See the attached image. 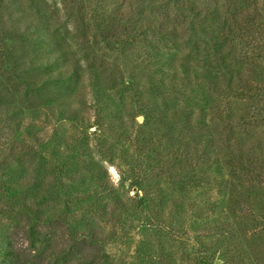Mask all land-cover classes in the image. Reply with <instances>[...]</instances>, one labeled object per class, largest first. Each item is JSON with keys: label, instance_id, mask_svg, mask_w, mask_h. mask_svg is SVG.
<instances>
[{"label": "rangeland", "instance_id": "374dc122", "mask_svg": "<svg viewBox=\"0 0 264 264\" xmlns=\"http://www.w3.org/2000/svg\"><path fill=\"white\" fill-rule=\"evenodd\" d=\"M244 3L247 1L0 0V106L18 105L26 110L27 115L20 129L17 127L20 124L18 120L14 119L17 121L16 124L0 111V118H3L0 122V140L6 142L4 148H0V176H3L4 169L8 166L14 168L18 176L27 175L25 180L42 178L44 184H50L54 182L55 174L36 172L34 165L38 164L35 162L39 161L42 155L53 159L59 186H62V193L65 196L58 202L45 205L46 212L57 210L58 214L59 212L65 214L64 204H67L69 220L59 230L66 231L68 225L69 235L72 232L78 235L87 231L85 227L88 225L96 227L103 238L100 255L103 259L107 255L111 264H149L146 261L147 256H153L155 261L159 259L163 264H195L192 251L201 250L196 241L198 236L204 237V242L212 243L208 246L210 254L214 255L211 264H223V259L220 258L217 250L223 251L224 249L220 248H224L232 241L222 237L219 227L227 223L228 209L232 206L230 199L235 198L234 194L228 192L229 187L222 182L224 178H229L226 163L220 159L217 161L216 156H212L211 164L197 169L200 176L205 175L206 183L201 182L195 189L189 185L188 189L186 186L182 190L174 191L170 175L158 176L154 172L155 174L150 176L154 178L153 183L165 188L166 203L159 211L148 209V213H144V210L137 208L139 197L136 195V189L130 186L129 182H123V172H138L140 163H145L141 161L143 150L138 146L145 145L149 150L146 153H149L154 144L135 138L137 130L126 139L129 132L118 133L116 124L98 132L95 124L98 120L101 121L102 117H98L95 108L92 107V102L95 101L94 93L90 91L86 79L89 72L95 75L98 73L102 75L100 79L105 88H110L112 82H116L125 91L128 90L121 79L127 80L126 83L129 79H134L141 91V99L144 102H152L158 114H163L164 118L168 117L172 123L177 124V118L181 116L182 111L191 107L192 111L189 110V113H193L192 117L196 122L205 117L209 120L210 113L209 111L206 113V105L203 101L208 97L207 91L191 89L179 64L187 61L192 66L191 70L197 69V72H201L202 64H208L213 57V52L208 48L215 42L222 43L219 40L223 39L220 35V32H223L221 23L226 19L233 22L246 20L239 17L240 11L246 6ZM93 16L105 20L104 22L112 28L122 30L121 36L134 37L135 32L140 30L137 40L141 41L136 42L129 49L128 59L116 60L113 54L118 52L104 48V50L93 49L92 42L95 37L92 33H88V29L86 30L88 25L93 28L91 24ZM248 22L243 24L247 36L248 30L251 29L245 27L250 24ZM255 22L264 28L263 15L256 17ZM33 23L40 25L45 38L56 44L58 41L59 45L53 46L55 44L49 43L51 46H48L39 43L36 40L37 35L26 27L27 24ZM125 24L129 29L124 28ZM213 30L216 31L212 33ZM262 31L264 33V30ZM226 41L223 48L230 58L233 57L230 51L235 48L229 40ZM259 43L264 54V38L259 40ZM237 44L235 51L237 56H244L243 45ZM103 52L107 55L106 58L103 57ZM160 53L166 54L167 60L170 61V67L166 68L170 73L164 77L165 87L170 91L167 95L152 97L147 86L159 83L158 79L162 81L159 72L154 73L156 70L154 65L158 67V63L152 55L157 56ZM57 54H62L60 63L47 66L46 58L49 55L55 57ZM263 59L253 69L250 65L239 63L240 60L236 62L230 59L231 69L241 71L240 77L245 83L264 85ZM75 62L82 65L87 72L79 83L69 84V81L61 83L52 79L56 76L57 68H66L69 72L70 65ZM215 69L216 74L222 73L219 68ZM110 76L114 77L115 81H111ZM89 77L91 78V75ZM37 85L41 87L40 90L36 89ZM107 91L112 93L108 89ZM126 94L122 91L120 95H114L115 107L126 108L125 111L132 114L131 107L135 106L134 97ZM49 101L50 104L47 103ZM214 101L217 105L229 103L236 118L233 120V130L236 131L239 139L249 144L254 140L257 141L256 144L261 146L258 152L261 153L259 158L262 160L264 157L263 91L257 93L254 101L250 97L224 100L216 93L213 103ZM69 104H72L78 113L73 114V111H69ZM131 114L121 113L125 117L127 124L124 126L127 128L132 126ZM107 116L117 120L112 114ZM239 118L245 119L247 123L241 126L238 125V120L236 124ZM137 120L142 123L144 117L139 116ZM212 125L215 126L213 121ZM216 126L220 127L219 121ZM187 136H191V139L195 137L191 134ZM149 137L146 136L147 139ZM100 138L105 139L102 144L108 146L102 152ZM25 144L28 145L22 148ZM111 144L116 148L114 154L110 149ZM81 146H84V150ZM29 150L35 153L28 154ZM166 152L159 159L160 165L168 166L174 163L173 157L169 159L171 162L168 161ZM109 160H114V163L108 162ZM186 163L182 160L175 162L174 165H184L185 168ZM250 163L249 159L246 165ZM186 170L191 172L189 168ZM96 171L98 175H93ZM261 172L262 175L264 169ZM176 174L174 178L181 180L182 175L178 174H186V172L181 170ZM98 180L102 187L96 184ZM233 181L235 188L243 197L252 195L264 204V178L245 175ZM178 193L186 195L184 198H177L180 196ZM26 194L24 189H21L16 196L19 200H23ZM173 199H176L175 202L182 201L187 208L177 210L176 203L172 202ZM190 204H193V207L189 206ZM158 213L160 215H156ZM238 213L242 218L241 213L245 212L239 210ZM199 214L203 215L202 221H198L195 216ZM151 216L172 223L171 227L174 231L171 229L168 232L157 230L153 226H144L146 223L144 220ZM0 219L5 223L0 233L16 226L17 221L4 219L3 216ZM263 237L259 232H255L250 236L248 244H259L263 241ZM184 242H191L187 248L190 252H187L188 250L185 252ZM88 252L90 251H83L81 256L77 257L75 249L73 256L69 255V264H82L83 261H87V258H91Z\"/></svg>", "mask_w": 264, "mask_h": 264}, {"label": "trees", "instance_id": "16d2710c", "mask_svg": "<svg viewBox=\"0 0 264 264\" xmlns=\"http://www.w3.org/2000/svg\"><path fill=\"white\" fill-rule=\"evenodd\" d=\"M246 1L247 3H244L246 6L240 11L239 17L241 19L242 17L245 18V21H249L248 23H250L245 26L251 27L250 30L247 29L249 31L248 36L243 30V24L246 23L243 19V21L239 22L237 20L233 22L232 20L226 19L221 23L223 32H220V35L223 36V39L219 40H221L222 43L219 41L215 42L208 48L213 52V57L208 64H202L201 68H203V70L201 72H197V69L191 70L192 66L189 65L187 61L179 64V68L185 73V79L188 80L187 84L190 85L191 89L195 91L200 89L207 91L206 93H208L207 96L209 98L206 97L203 101L205 102L204 105H206V113H208V111L210 113L209 120L205 117L196 122V119L192 117L193 113H189V110L192 111L191 107L189 110L182 111L181 116L177 118V124L172 123V120L167 116V118H164L163 114H158L157 109L152 106V102H144L141 99V91L134 82V79H129L127 83V80L121 79L128 91L123 90V87H120L116 82H112L110 88H105L100 79L102 75L98 73L95 75L93 72H89L87 74L88 78L86 79L87 84L90 86V91L92 94L94 93L93 100L95 101L92 102V107L95 108L98 117H102V120H98L95 124L98 132L104 131V129L110 127L112 124H116L118 133H123L124 131L129 132L126 139H129V137L132 136L131 134L137 130L135 138L147 142L148 144H154L149 153H146L149 150L145 145L138 146L143 150L141 161L145 162L140 163L138 167L140 170L138 172H123V182H129L130 186L136 189V195L139 197L137 199V208H141V211L144 210V213H148V209L154 212L159 211V209L164 208L166 203V190L162 185L153 183L154 178L151 177L153 174L157 173L158 176L161 174L170 175L173 184L172 190L174 189V191L182 190L186 186L188 189L189 185L195 189L198 188L201 182L206 183L205 175L203 177L200 176V173H197V169L211 164L212 156L215 155L217 161L220 159L222 162L224 161L226 163L229 170V178H224L222 182L229 187L228 192L234 194L235 198L230 199L232 206L228 209L227 218L229 219L227 223L219 227L222 237L232 241L224 248H220L224 249L223 251L217 250L220 253V258L223 259V264H264V237L263 241L259 244H248L250 236L255 232H259L264 236V204L258 201L255 196L248 195L243 197L238 189L235 188L236 185L233 181L234 179L237 181L239 177L243 178L245 175L253 178H264V173L261 175V171L264 169V157H262V160L259 158L261 156V153H259L261 146L257 145V141L255 140L249 144L238 138L236 131L233 130V120H236V118L233 115V110L229 103L226 105H222L223 103L217 105L215 101L213 103L214 93L224 100L225 98L243 99L250 97L253 101L258 92L261 93L263 91L264 93V85H250L243 82V78L240 77L242 72L231 69L232 66L230 64V59L236 62L240 60L239 63H243L247 66L250 65L252 67L251 69H253L264 58L263 49H261L262 46L259 43V40L264 38V33L262 31L264 28L261 27L262 25L255 22L256 17L261 15L264 17V0ZM94 18V16L91 18L93 28L89 25L86 28V30L88 29V33H92L95 37L94 42H92L93 49L100 48L102 50L107 49L108 51L118 52L113 54L116 60L128 59L129 49L132 48L136 42L141 41L137 40L138 35H140V30L135 32L134 37L133 35L121 36L120 33L122 30L112 28L109 24L104 22L105 20H101L100 17ZM35 24L36 23L27 24L26 27L27 30H31V32L37 35L36 40L39 43L48 46H51L49 43L55 44L53 46L59 45L58 41L56 44L45 38L43 35L45 33L41 30L40 25ZM90 28H92V30ZM124 28L129 29V26L125 24ZM215 31L216 30H213L212 33ZM97 37H99L98 41L96 39ZM226 40H229L235 48V50L230 51V54L233 55V57L230 58H228L227 51L223 48L224 44L227 42ZM237 43L243 45L245 51L243 54L244 56H237L235 52L236 46L238 45ZM103 54V57L106 58L107 55L104 52ZM61 55L57 54L55 57L49 55L45 63L47 66L60 63L62 59ZM152 56L158 63V67L154 65L156 69L154 73L158 71L160 77H162V81L158 79L159 83H152L148 85L147 88L152 97L167 95L170 89L165 87L164 77L168 76L170 73L166 69L170 67V61L167 60L166 54L160 53L157 56L154 54ZM70 67H72V69H70ZM70 67L69 72L66 68H57L56 76H53L52 79L61 83L68 81L69 84L75 82L79 83L87 72H85L82 65L77 62L72 63ZM215 68H219L222 73L219 74L218 72V74H216L217 70ZM90 75L91 78L89 77ZM110 80L115 81V78L110 76ZM255 80L258 81L257 78H255ZM40 88L41 87L37 85L36 89L40 90ZM107 89L112 93L107 91ZM122 91L134 97L133 101L135 106L131 107L132 114L131 112H126V108L115 107L116 97H114V95H120ZM47 103L50 104L51 102L49 101ZM0 109L7 119H16L20 122L17 126L18 128L21 129L23 127L27 116L25 114L26 110L18 105L0 106ZM69 111H73V114L78 113L72 104H69ZM204 111L203 113H205ZM122 112L131 114L132 116V126L129 128L124 126L127 122L125 121V117L121 115ZM110 114H112V117L115 116L117 120L109 118L107 115ZM139 116L144 117L142 123L137 120ZM211 119L213 123H215V126L212 125ZM215 119L219 121L220 127L216 126L218 121ZM2 120L3 118H0V122ZM16 120H14V122L17 124ZM238 120V125L242 126L247 123L245 119L239 118L235 122L236 124ZM29 133L33 134L32 132ZM189 134L195 135L194 139H191V136L188 137L187 135ZM146 136H150L149 139H147ZM104 141L105 139L103 138L99 140L101 152L105 147H108L102 144ZM5 143V141L0 140V148H4ZM27 145L28 144L22 145V148ZM112 145L113 144H111L110 149H112L114 154L116 148L112 147ZM157 145H160V147H156ZM17 147H20V145H17ZM159 148L161 150H159ZM81 149L84 150V146H81ZM162 150L163 152H161ZM86 151L89 152V150ZM28 152V154L35 153L33 150H29ZM165 152V155H168L169 162H171L169 159L173 157L174 163L185 160L187 166L184 168V165L177 166L174 165V163L172 165L168 164V166L167 164L160 165L161 162L159 159L163 157L162 155ZM249 159L251 163L247 166L246 162H249ZM108 162L114 163V160H109ZM35 163L38 164L36 166L34 165V171L40 173L52 172L55 174L53 183L44 184L42 178L25 180L27 175L18 176L16 174L17 171L8 166L4 169L3 176H0V217L3 216L4 219L17 221L15 223L17 227L6 229L0 233V264H69V255L74 254L75 249L77 250V257H80L83 251L86 252V250H89L91 252H88L91 258H87V261H83L82 264H111L110 258L107 255L105 256L109 259L106 257L103 259L100 255L102 254L101 246L103 238L100 236L96 227L88 225L85 227L87 231L79 233L78 235H75L73 232L69 235L68 225L66 226V231L59 230V228L66 225L67 220H69V206L64 204V210L66 209L65 214L60 212L58 214L57 210L47 213L44 207L49 203L62 200L65 196L62 193V186H59V180L54 166L55 161L42 155L40 160ZM69 163L73 162L69 161ZM188 168L191 172L186 170ZM181 170H184L186 174H178L182 175L181 180L175 179L174 177L177 176L176 173ZM95 173L96 174L93 175H98V171ZM97 183L102 187L99 180L96 184ZM21 189H24V192L27 193L26 198L23 200H19L16 196L20 193ZM108 191L110 190H107V192ZM178 194L180 196L177 198H184L186 195L182 193ZM175 201L176 199L172 200V202ZM175 203V208H177V210L180 208H187L180 200ZM192 205L193 204H190L189 206ZM217 208H219L218 204ZM239 210L245 212L241 213L244 220L240 218V213H238ZM156 215H160V213ZM195 216L198 221H202L203 215L199 214ZM1 219L0 229H4L3 225L5 223ZM144 222H146L144 226H153L157 230H167L170 232L172 229V223H167V220L164 222L156 216H151L144 220ZM172 230L174 231V228ZM203 238L202 236L196 237V241L199 243L201 250L192 251L195 264H211V259L214 256L210 254L208 250V246L212 243L204 242ZM184 243L186 252L191 242ZM70 249H72V251ZM187 252L190 251L188 250ZM78 260L81 261L83 259ZM146 261L149 264H163V261H159V259L155 261L153 256H147Z\"/></svg>", "mask_w": 264, "mask_h": 264}]
</instances>
